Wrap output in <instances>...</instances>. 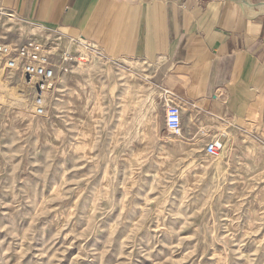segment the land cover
I'll return each instance as SVG.
<instances>
[{"label": "rangeland", "instance_id": "1", "mask_svg": "<svg viewBox=\"0 0 264 264\" xmlns=\"http://www.w3.org/2000/svg\"><path fill=\"white\" fill-rule=\"evenodd\" d=\"M52 34L0 12L4 43ZM144 74L98 51L37 116L0 60V264H264L263 135L192 104L173 135Z\"/></svg>", "mask_w": 264, "mask_h": 264}, {"label": "crops", "instance_id": "2", "mask_svg": "<svg viewBox=\"0 0 264 264\" xmlns=\"http://www.w3.org/2000/svg\"><path fill=\"white\" fill-rule=\"evenodd\" d=\"M0 12L141 65L162 98L264 137V0H0Z\"/></svg>", "mask_w": 264, "mask_h": 264}, {"label": "built area", "instance_id": "3", "mask_svg": "<svg viewBox=\"0 0 264 264\" xmlns=\"http://www.w3.org/2000/svg\"><path fill=\"white\" fill-rule=\"evenodd\" d=\"M94 53H98V49L80 37L63 38L56 35L49 44L29 40L21 45H12L0 40V60L5 68L21 71L34 87V111L37 116L45 113L47 96L55 88L58 74L69 72L75 65L89 63ZM180 104L172 93H165V127L175 136L183 134ZM221 150L220 139H213L206 146L211 157L219 156Z\"/></svg>", "mask_w": 264, "mask_h": 264}]
</instances>
